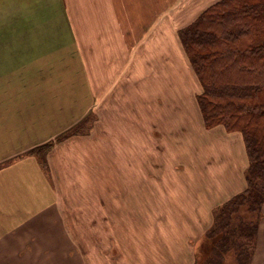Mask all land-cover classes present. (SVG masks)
I'll use <instances>...</instances> for the list:
<instances>
[{
	"label": "rangeland",
	"instance_id": "374dc122",
	"mask_svg": "<svg viewBox=\"0 0 264 264\" xmlns=\"http://www.w3.org/2000/svg\"><path fill=\"white\" fill-rule=\"evenodd\" d=\"M7 1L0 0V75L55 76L68 67L66 75L73 80L79 73L78 56L67 20L57 16L44 0L32 3L33 9L28 12L24 9L23 14L10 16L4 11ZM73 22L79 25V19ZM166 53L170 57L167 61L163 60ZM174 53L153 51L151 74L138 73L136 66L134 74L120 73L123 82L112 105V99L106 104L102 123V136L111 144L104 145L103 189H92L99 177H94L90 167L78 172L88 189H59L54 215L40 219L31 241L25 243V251H30L23 260H8L7 264L182 263L176 255L195 221L192 206L199 205L200 198L205 203L218 201L217 190L208 187L213 179L211 171L199 164V147L206 157L220 140L216 136L201 137L203 122L196 101L201 87L184 52L189 69L173 64ZM91 79L94 87V74ZM73 84L80 89V81ZM82 100L58 98V102H74L71 112L66 110L63 115L54 114L52 99L40 100L39 139L66 126L78 105L83 107ZM96 121L91 111L53 142L34 151L41 148L45 155L55 143L70 137L90 133L96 137ZM207 137L214 140L213 145L207 144ZM81 146H70L69 153L80 154L85 149ZM97 166L98 161L94 170L99 169ZM111 170L119 177H112ZM234 263L233 255L227 254L224 264Z\"/></svg>",
	"mask_w": 264,
	"mask_h": 264
},
{
	"label": "crops",
	"instance_id": "0c3cea01",
	"mask_svg": "<svg viewBox=\"0 0 264 264\" xmlns=\"http://www.w3.org/2000/svg\"><path fill=\"white\" fill-rule=\"evenodd\" d=\"M39 1L8 0L4 11L8 12L7 15L16 13L19 16L24 9L26 12L32 10V3L37 5ZM217 1L44 0L57 16L67 20V28L76 40L74 50L78 56L79 73L71 80V76L66 75L70 69L63 66L65 72L55 76L0 75V264L24 259L30 251H25V245L31 241L34 225H38L40 219L54 215L59 203V189H88L87 181L80 178L86 167L93 170L95 178L99 177L92 189H103L104 145L111 144L102 136V123L106 104L112 99L109 102L112 105L114 94L117 90L119 92L123 82L119 79L120 73L134 74L139 70L140 74H151L152 52L167 50L175 51L171 55L174 65L189 69L177 31ZM76 18L79 19L78 26L73 22ZM168 57V53L164 54L163 60L167 61ZM93 74L94 87L91 84ZM75 81L81 82L79 90L73 86ZM66 85L67 90L64 89ZM58 98H83L84 105L77 104V113L71 116L69 123L51 130L52 133L45 119L44 130L50 134L39 139L40 100L52 99L54 114L71 112L74 102H58ZM91 111L97 117L96 137L92 133L70 137L55 143L44 156L33 153L36 148L67 132ZM202 128L201 137L216 136L220 140L213 146L211 155L205 157L201 146L198 151V159L202 161L199 164L212 173L213 179L208 182V187L217 190L215 197L218 201L205 203L200 198L201 203L192 206L195 221L186 238L181 240L180 253L176 255L183 259L181 264L194 263L195 251L211 225L212 210L245 189L244 173L248 162L239 134H226L220 127ZM213 141L207 137V144L213 145ZM77 144L84 145L81 149H85L78 155L69 153V147ZM97 161L99 172L97 168L94 170ZM110 161L114 163V160ZM80 171L82 173L78 175ZM111 172L112 177H119L113 170ZM81 182L86 185L82 186ZM251 264H264V203Z\"/></svg>",
	"mask_w": 264,
	"mask_h": 264
},
{
	"label": "trees",
	"instance_id": "16d2710c",
	"mask_svg": "<svg viewBox=\"0 0 264 264\" xmlns=\"http://www.w3.org/2000/svg\"><path fill=\"white\" fill-rule=\"evenodd\" d=\"M177 35L204 128L239 133L248 162L245 189L212 210L193 264H224L229 253L251 264L264 203V0H219Z\"/></svg>",
	"mask_w": 264,
	"mask_h": 264
}]
</instances>
